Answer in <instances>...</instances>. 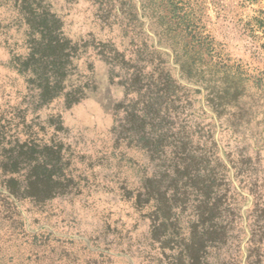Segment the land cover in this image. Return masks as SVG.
I'll use <instances>...</instances> for the list:
<instances>
[{
	"label": "rangeland",
	"instance_id": "1",
	"mask_svg": "<svg viewBox=\"0 0 264 264\" xmlns=\"http://www.w3.org/2000/svg\"><path fill=\"white\" fill-rule=\"evenodd\" d=\"M48 1L0 0V264H264V0Z\"/></svg>",
	"mask_w": 264,
	"mask_h": 264
},
{
	"label": "trees",
	"instance_id": "2",
	"mask_svg": "<svg viewBox=\"0 0 264 264\" xmlns=\"http://www.w3.org/2000/svg\"><path fill=\"white\" fill-rule=\"evenodd\" d=\"M64 57V55H59V57H58V59L59 58H63ZM58 65H63V63H61V62H59V64ZM39 169V166H35L34 167V171H33V173L32 174H30L27 178H29L28 180V186L24 189V193H23V195L25 194V192L28 194V195H31L30 194V190L29 189H31V186L33 185V184H42V185H45L46 187H47V183L48 182H50V180H51V176L50 175H46V173H45V171H42V172H40V171H37ZM44 172V173H43ZM13 180L14 179H9V182H13ZM14 193V195H15V192H12V194ZM17 195V194H16Z\"/></svg>",
	"mask_w": 264,
	"mask_h": 264
},
{
	"label": "water",
	"instance_id": "3",
	"mask_svg": "<svg viewBox=\"0 0 264 264\" xmlns=\"http://www.w3.org/2000/svg\"><path fill=\"white\" fill-rule=\"evenodd\" d=\"M47 4H49L48 0H45ZM21 77L23 81H26L28 79V74L27 73H21Z\"/></svg>",
	"mask_w": 264,
	"mask_h": 264
}]
</instances>
